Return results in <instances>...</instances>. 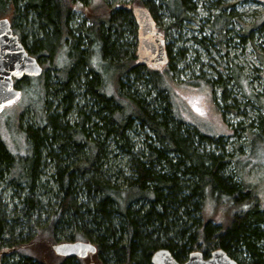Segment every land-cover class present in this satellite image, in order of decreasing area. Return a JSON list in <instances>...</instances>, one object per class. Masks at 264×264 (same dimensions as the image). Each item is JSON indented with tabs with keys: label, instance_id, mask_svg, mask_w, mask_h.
<instances>
[{
	"label": "trees",
	"instance_id": "trees-1",
	"mask_svg": "<svg viewBox=\"0 0 264 264\" xmlns=\"http://www.w3.org/2000/svg\"><path fill=\"white\" fill-rule=\"evenodd\" d=\"M159 1L175 19L186 18V0ZM93 2L0 0V19L10 21L27 52L37 60L51 55L55 81L49 82L45 70L21 79L28 80L21 87L33 94L32 104L42 101L39 117L22 129L19 153L0 137V264H151L161 249L183 263L191 252L205 257L219 248L239 264L245 261L242 253L249 264H264V208L253 186L226 172L228 155L200 150L219 139L195 126L187 129L171 108L162 76L166 72L171 82L167 46L164 67L140 65L123 50L122 27L136 43L131 9L147 8L156 22L153 0H125L114 7L99 0L95 9ZM76 3L83 13L91 11V24L73 26ZM224 19L216 15L213 24H219L220 36ZM194 41L204 46L202 39ZM124 75L144 80L153 97L148 91L124 92ZM47 94L56 100L55 109ZM135 128L147 132L137 151L130 140ZM248 136L247 155L256 148L257 158L258 151L263 158L262 126ZM106 143L124 153L130 174L111 175L104 168ZM235 162L242 176L243 163ZM47 163L53 173L43 182ZM207 199L230 209L224 227L205 221ZM75 241L94 244L95 254L80 259L52 250Z\"/></svg>",
	"mask_w": 264,
	"mask_h": 264
},
{
	"label": "rangeland",
	"instance_id": "rangeland-1",
	"mask_svg": "<svg viewBox=\"0 0 264 264\" xmlns=\"http://www.w3.org/2000/svg\"><path fill=\"white\" fill-rule=\"evenodd\" d=\"M123 2L125 0H114L110 3L114 7L122 6L119 4H124ZM98 4L99 0H94L92 8ZM153 5L157 34L164 39L172 57L171 64L168 65L171 82L168 81L166 72L162 73L171 92V108L177 111L187 129L191 130L195 126L205 134L215 135L219 139L214 145H200V148H204L200 150L228 155L231 161L226 172L235 182L253 186L260 206L264 208V155L262 158L258 151L257 158L256 148L252 154L247 155L250 150L249 132H257L259 125L264 131V2L186 0L184 20L179 16V19L171 16L159 0H153ZM73 10L74 27L83 22L85 26L91 24V11L84 9L83 13V7L78 3ZM216 15L225 17L221 36L217 30L220 28L219 24L213 25ZM122 31L120 42L125 44L122 45L123 50L128 56L133 55L137 62V39L133 45L134 35L128 33L125 26ZM194 39H202L204 46L198 45ZM30 40L29 35L26 38L28 44ZM43 54L38 61L49 82L54 84L52 65L48 61L51 55ZM124 76V92L144 95L148 91L152 97L155 94L150 85H145L144 80L132 75ZM27 81L21 80L19 85L16 83L20 90L18 98L0 111V137L15 154L19 153V147L23 145L22 129L37 122L39 107L42 106V101L33 105V94L22 89L21 86L24 87ZM47 95L46 101L52 105L51 109H55L56 100L50 94ZM163 96L167 97L166 92H163ZM69 118L73 120V114ZM139 130L135 128L130 133L135 151L140 149L147 133ZM105 151L107 162L104 168L109 174L112 175L115 170L130 174L123 152L114 150L110 143H106ZM235 160L243 163L242 176L234 166ZM42 170V181H49V176L53 173L51 164L47 163ZM9 197L10 192L6 189L3 198L8 202ZM229 211L227 206H215L207 199L203 217L205 221L224 227L229 219ZM241 258L245 261L240 264H249L247 254L242 253Z\"/></svg>",
	"mask_w": 264,
	"mask_h": 264
},
{
	"label": "water",
	"instance_id": "water-1",
	"mask_svg": "<svg viewBox=\"0 0 264 264\" xmlns=\"http://www.w3.org/2000/svg\"><path fill=\"white\" fill-rule=\"evenodd\" d=\"M258 3L264 0H256ZM132 18L136 26V58L145 67H164L169 58L166 43L157 34V26L147 8L133 7ZM39 61L31 56L17 34L13 32L11 23L6 18L0 19V111L14 102L19 96L16 82L24 77H37L42 74ZM53 252L60 257L86 258L96 252L90 242L75 241L57 243L52 246ZM151 264H239L230 258L222 249L213 250L207 257L199 251L191 252L183 262H177L166 249L155 251L151 256Z\"/></svg>",
	"mask_w": 264,
	"mask_h": 264
}]
</instances>
